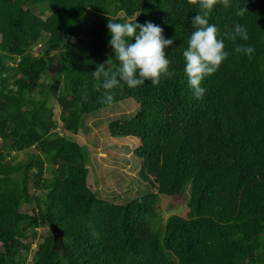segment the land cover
<instances>
[{
    "label": "trees",
    "instance_id": "obj_1",
    "mask_svg": "<svg viewBox=\"0 0 264 264\" xmlns=\"http://www.w3.org/2000/svg\"><path fill=\"white\" fill-rule=\"evenodd\" d=\"M199 12L187 0H0V264H264V0L214 7L209 22L222 35L240 24L249 39L224 38L229 57L197 99L183 51ZM135 17L173 39L174 76L135 90L121 82L105 103L92 72L108 58L118 66L108 19ZM237 45H251V59ZM128 99L134 113L108 129L139 138V170L131 197H108L89 185V153L75 135L84 115ZM159 195H182L185 215L162 221ZM51 223L62 230L56 244ZM44 225L51 233L33 246Z\"/></svg>",
    "mask_w": 264,
    "mask_h": 264
},
{
    "label": "clouds",
    "instance_id": "obj_2",
    "mask_svg": "<svg viewBox=\"0 0 264 264\" xmlns=\"http://www.w3.org/2000/svg\"><path fill=\"white\" fill-rule=\"evenodd\" d=\"M187 2L199 8L200 12L192 18L191 23L195 30L188 40L186 50L183 51L184 73L195 98L200 99L205 92L201 87L204 78L214 74L229 57V52L225 50L224 38L235 44L237 37L246 41L249 39V34L245 27L236 24L233 30L222 35L216 25L209 22L214 7L222 5L227 8L230 0H187ZM245 12L247 9L241 7L236 14L242 17ZM136 17L134 21L122 23L108 19L106 27L111 37L108 44L113 49L118 66L108 58L97 65L92 72L97 81L96 89L105 90V103L112 102L113 96L110 90L121 87V82L128 89L135 90L143 86L146 81L157 86L162 79L174 76V72L169 70L170 61L165 52V49L173 44V39H166L159 25L150 21L139 24L136 22ZM133 37L134 43L131 42ZM234 51L251 59L255 49L251 45H237Z\"/></svg>",
    "mask_w": 264,
    "mask_h": 264
},
{
    "label": "rangeland",
    "instance_id": "obj_3",
    "mask_svg": "<svg viewBox=\"0 0 264 264\" xmlns=\"http://www.w3.org/2000/svg\"><path fill=\"white\" fill-rule=\"evenodd\" d=\"M34 47V54L38 55L36 48ZM56 52L51 51L46 56H54V60L49 66L47 76L52 80L56 74L58 60L55 57ZM46 82V80H43ZM49 105L53 108V118L58 122L56 130L61 132V108L55 100H50ZM136 104L132 100H126L122 103L106 107L95 112L84 115L80 124V128L75 135V140L84 145L89 155V161L84 163L89 168V185L97 187L98 190H102L104 195L109 197L110 193H123L124 198H129L133 194L135 188V178L139 170L140 159L134 153V149L140 144L139 138L135 137H123L116 138L110 136L108 123L123 115L129 117L134 113ZM36 151V148L32 146L29 150ZM27 157L26 152H20L17 156V160H22ZM35 171L34 168H32ZM49 172L45 173L47 176ZM137 177V176H136ZM33 184L31 190L34 192ZM35 188V187H34ZM41 190L37 189L35 193H40ZM109 193V194H107ZM26 210L31 211L33 207L23 206ZM158 211L162 213L163 220L171 213L184 214L186 213L185 198L182 195H175L168 197L165 195H159L157 202ZM37 238L33 242V246H36L44 236L51 233L47 225L40 226L36 229Z\"/></svg>",
    "mask_w": 264,
    "mask_h": 264
},
{
    "label": "water",
    "instance_id": "obj_4",
    "mask_svg": "<svg viewBox=\"0 0 264 264\" xmlns=\"http://www.w3.org/2000/svg\"><path fill=\"white\" fill-rule=\"evenodd\" d=\"M51 231L53 234V242L56 244L62 238V230L54 223H51Z\"/></svg>",
    "mask_w": 264,
    "mask_h": 264
}]
</instances>
